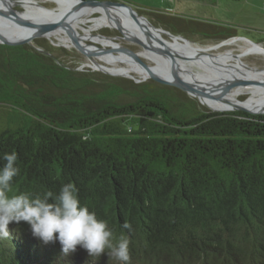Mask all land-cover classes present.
Masks as SVG:
<instances>
[{"label": "trees", "instance_id": "trees-1", "mask_svg": "<svg viewBox=\"0 0 264 264\" xmlns=\"http://www.w3.org/2000/svg\"><path fill=\"white\" fill-rule=\"evenodd\" d=\"M134 9L189 40L236 36ZM60 52L41 38L0 43V157L15 151L20 168L10 195L73 182L129 239L127 264H264V114L210 111L166 82L79 70ZM8 230L0 264H121L79 246L64 256L26 222Z\"/></svg>", "mask_w": 264, "mask_h": 264}, {"label": "bare ground", "instance_id": "bare-ground-1", "mask_svg": "<svg viewBox=\"0 0 264 264\" xmlns=\"http://www.w3.org/2000/svg\"><path fill=\"white\" fill-rule=\"evenodd\" d=\"M17 1H20L19 4L24 6V10L20 14L29 20L35 21L54 20L57 14L63 12L69 6L67 0H43L53 2L55 8H42L34 3L36 0H7L8 3L14 4ZM7 2L5 3L7 4ZM94 12H97V15ZM115 21L125 27L124 30L126 33L142 37L139 26H137L132 18L124 10L113 7L106 9L103 6H86L74 11L65 23L73 32L88 36L93 34V30L101 27L116 26ZM142 24L149 31H152L153 39L155 35L167 44L166 49L171 55H160L154 51L152 53L148 49L141 48L138 51L139 54L147 58L151 63L150 65L153 66V69L157 68L158 70H163V72L166 71L176 74L190 84L199 85L203 91L190 92V94L200 99L212 110L223 111L232 103H239L253 110H264V85L257 83V80H264V69L250 70L242 61L244 56L251 54L264 56V46L262 47L255 42L236 36L221 40L215 44L201 46L175 37L165 39L162 35L164 33L151 29L146 20H142ZM0 33L5 36L14 37L19 33H24V31L11 25H5L0 20ZM50 36H55L58 43L65 44V46H76V43L68 34L55 31L47 35V37ZM97 40L103 44L107 43L104 39ZM153 43L160 47L163 46L154 40ZM234 46L238 47V50L235 52L231 49ZM220 48H224V50L221 51ZM210 51L218 52L211 54L212 52L210 53ZM115 55H101L99 56L101 62H96L119 71L130 69L139 70L124 56ZM119 62H122L124 65H118ZM206 65L209 66L207 67ZM238 70H245V77H238ZM129 73L131 74L133 72L129 71ZM211 81L215 85H212ZM234 82L236 84L232 87L222 86V84ZM244 93L247 94L245 95L246 97L243 100H238L239 95Z\"/></svg>", "mask_w": 264, "mask_h": 264}, {"label": "clouds", "instance_id": "clouds-1", "mask_svg": "<svg viewBox=\"0 0 264 264\" xmlns=\"http://www.w3.org/2000/svg\"><path fill=\"white\" fill-rule=\"evenodd\" d=\"M0 159V238L9 237L10 223L26 222L32 235L44 243L59 241L64 256L72 255L79 246L91 258L106 254L121 264L130 261L129 239H117L106 221L81 204L73 182L63 184L57 194L47 191L42 195H10L14 178L20 174L18 156L12 151ZM124 227L130 229L129 224Z\"/></svg>", "mask_w": 264, "mask_h": 264}, {"label": "water", "instance_id": "water-1", "mask_svg": "<svg viewBox=\"0 0 264 264\" xmlns=\"http://www.w3.org/2000/svg\"><path fill=\"white\" fill-rule=\"evenodd\" d=\"M67 1L69 2V6H67V8L64 9L63 12L57 14L54 20L51 19L49 21H35V20H29L28 18L20 14V12L24 10V6L19 4L20 1H17L14 4V3H8L7 0H0V20L2 21V23L5 25H11L13 27L20 28L24 31V33H19L14 37L5 36L0 33V43H7V44L31 43L32 40L35 38L47 37V35L51 34L52 32L59 31V32H63V34H68L72 38V40L76 43V46H74V48H76L77 50H79L80 52H82L87 56L88 60L91 62L90 68L92 69L101 71L109 75L124 76L129 78H133V76L129 73V71L135 72L141 74V80L152 78L162 82H166L172 86L179 88L180 90L184 91L189 95H191L190 92H197L199 90L203 91L201 87H199V85L190 84L188 81H185L176 74L169 73L166 71L163 72V70H158L157 68L153 69V66H151L149 63L145 61L147 60V58L141 56L138 51L134 52L120 47L117 43L112 41L111 37L103 36L101 34H91L88 36L77 34L69 29L65 21L71 14H73L74 11L84 8L86 6H103L106 9L108 7H113L124 10L132 18V20L137 24V26H139L142 37L133 36L126 33L124 30L125 27L121 23H118L117 21H115L116 26L114 28L121 34V37L123 39L132 43H136L142 49H148L150 52L153 53L154 51L160 55L163 54L170 55V53L166 49L167 44L162 40H160L159 38H157L155 35L153 39L152 31H149V29L142 24V20H146V22L148 23L151 29H155L158 32L164 33L170 39L172 37H175L181 40L192 42L191 40L183 37L180 34H173L161 27L154 26L149 20H147L145 16L139 14L131 5L122 1H115V0H67ZM5 2H7V4ZM34 3L42 8L46 7L40 3L37 2ZM13 5H18L20 8L14 9L12 7ZM96 39H104L105 41H109V43L103 44L102 42L97 40L103 46L100 48H95L85 42V40L96 41ZM153 40L161 43L163 46L160 47L155 45L153 43ZM55 44L59 45V43H55ZM43 52L47 55L52 56V54H50L49 52L46 51ZM104 54L111 56H114L115 54H116L115 56L122 55L125 58H127L130 63L134 64L135 67H137L139 70L137 71V69L136 70L130 69V70L119 71L109 66H104L101 65L100 63H97L93 56L99 59V56ZM133 79L140 81L139 79L136 78ZM257 83L264 85V80H257ZM206 109L210 111L221 112V111L209 109L207 107ZM223 111H245L251 114H264V110L249 109L239 103H232Z\"/></svg>", "mask_w": 264, "mask_h": 264}, {"label": "rangeland", "instance_id": "rangeland-1", "mask_svg": "<svg viewBox=\"0 0 264 264\" xmlns=\"http://www.w3.org/2000/svg\"><path fill=\"white\" fill-rule=\"evenodd\" d=\"M115 1L125 2L131 5L133 8L140 9L145 12H153V13L163 12L169 15H173L175 17L184 18L186 20L189 19L191 21L199 20L206 23L210 22V23L226 24L234 27L236 37H241V39L246 38L252 42L257 43L258 45H261L262 47L264 46V0H115ZM36 2L48 8H55L54 7L55 4L50 1L36 0ZM13 6L12 7L14 9L20 8L18 5H13ZM94 13L95 15H97L96 14L97 12ZM84 14H80V15H84ZM146 15L149 16V13H147ZM114 27L115 26L112 27L104 26L97 30H93L92 33L95 34L101 31H107L108 33L109 31H112V34H110L112 36V41L117 43L120 47L134 52L141 50L140 46L137 45L136 43H132L123 39L121 37V34ZM162 35L165 39H170L167 35L165 34ZM39 38L43 39L45 43L51 45V47L54 49L55 52H60L59 47L62 48L63 51L60 52L61 58L70 64H75L76 69L88 70L90 72L97 71L95 69L90 68L91 62L88 60L87 56L82 52H80L79 50H77L76 48L72 46H65V44L62 43L56 45L55 43L56 42L58 43V41L55 38V36L39 37ZM190 40L192 41L191 42L192 44H198L201 46L207 44L211 45L219 42V41L197 40L192 36H190ZM106 42L109 43V41ZM231 49L235 52L238 50V47L234 46L231 47ZM220 50L223 51L224 48H220ZM217 52L218 51H210L211 54ZM94 59L98 62H101L95 56ZM145 61L151 64L148 60ZM242 61L250 70L264 69L263 55L251 54L248 56H244L242 58ZM118 65L123 66L124 64L122 62H119ZM206 66L208 67L209 65ZM97 72L103 73L101 71H97ZM239 72H243V73H239ZM244 72L245 70L244 71L238 70V75H239L238 77L240 76L245 77ZM131 75L133 76V78L142 81L140 74L133 72L131 73ZM211 84L215 85V83L212 81ZM235 84L236 83L234 82L230 84H222V86L232 87ZM187 95L190 98H194L195 101H197V103L202 107L210 108L207 105H205L200 99L195 98L189 94ZM245 95L247 94L244 93L239 95L238 100H243L246 97Z\"/></svg>", "mask_w": 264, "mask_h": 264}, {"label": "flooded vegetation", "instance_id": "flooded-vegetation-1", "mask_svg": "<svg viewBox=\"0 0 264 264\" xmlns=\"http://www.w3.org/2000/svg\"><path fill=\"white\" fill-rule=\"evenodd\" d=\"M95 34H101V35H103V36H108V37H111V38H112V36L110 35V34H112V31H109L108 33H107V31H101V32H99V33H95ZM115 37H116V36H115ZM85 42H86L87 44H89V45L95 47V48H100V47L103 46V45H102L101 43H99L98 41L85 40ZM56 45H57V44H56ZM59 50H60V47H59Z\"/></svg>", "mask_w": 264, "mask_h": 264}]
</instances>
